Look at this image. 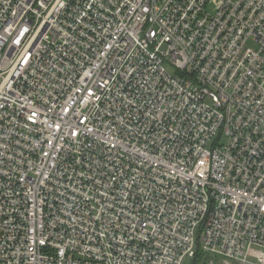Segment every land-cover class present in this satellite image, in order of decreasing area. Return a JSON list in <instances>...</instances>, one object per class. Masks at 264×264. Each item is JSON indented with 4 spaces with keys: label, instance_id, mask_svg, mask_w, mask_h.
<instances>
[{
    "label": "built area",
    "instance_id": "obj_1",
    "mask_svg": "<svg viewBox=\"0 0 264 264\" xmlns=\"http://www.w3.org/2000/svg\"><path fill=\"white\" fill-rule=\"evenodd\" d=\"M200 255L264 264V0H0V264Z\"/></svg>",
    "mask_w": 264,
    "mask_h": 264
},
{
    "label": "rangeland",
    "instance_id": "obj_2",
    "mask_svg": "<svg viewBox=\"0 0 264 264\" xmlns=\"http://www.w3.org/2000/svg\"><path fill=\"white\" fill-rule=\"evenodd\" d=\"M248 46L255 47V44L252 42H249ZM164 68L167 73L171 75L174 74V70L170 66L165 65ZM223 141L224 139H222V142ZM182 264H191V261L185 259L182 261ZM197 264H222V262L218 258H214L208 255H200L198 257Z\"/></svg>",
    "mask_w": 264,
    "mask_h": 264
},
{
    "label": "trees",
    "instance_id": "obj_3",
    "mask_svg": "<svg viewBox=\"0 0 264 264\" xmlns=\"http://www.w3.org/2000/svg\"><path fill=\"white\" fill-rule=\"evenodd\" d=\"M198 257H199V256H198ZM198 257H197V259L194 261V264H197ZM191 264H192V263H191Z\"/></svg>",
    "mask_w": 264,
    "mask_h": 264
},
{
    "label": "water",
    "instance_id": "obj_4",
    "mask_svg": "<svg viewBox=\"0 0 264 264\" xmlns=\"http://www.w3.org/2000/svg\"><path fill=\"white\" fill-rule=\"evenodd\" d=\"M192 264H194V261H192Z\"/></svg>",
    "mask_w": 264,
    "mask_h": 264
}]
</instances>
